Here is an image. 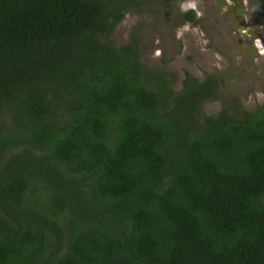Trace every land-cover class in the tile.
<instances>
[{"label": "trees", "instance_id": "trees-1", "mask_svg": "<svg viewBox=\"0 0 264 264\" xmlns=\"http://www.w3.org/2000/svg\"><path fill=\"white\" fill-rule=\"evenodd\" d=\"M145 1L0 0V264H264V102L117 45Z\"/></svg>", "mask_w": 264, "mask_h": 264}, {"label": "rangeland", "instance_id": "rangeland-1", "mask_svg": "<svg viewBox=\"0 0 264 264\" xmlns=\"http://www.w3.org/2000/svg\"><path fill=\"white\" fill-rule=\"evenodd\" d=\"M142 13L128 12L113 33L117 45L138 38L141 60L150 69L167 72L175 90L185 72L204 79L223 77L220 97L204 105L216 114L231 98L246 109L264 102V10L259 0H154ZM195 10L198 25L182 23L181 14ZM244 29L246 32H244Z\"/></svg>", "mask_w": 264, "mask_h": 264}, {"label": "flooded vegetation", "instance_id": "flooded-vegetation-1", "mask_svg": "<svg viewBox=\"0 0 264 264\" xmlns=\"http://www.w3.org/2000/svg\"><path fill=\"white\" fill-rule=\"evenodd\" d=\"M197 26V25H196ZM244 32H246V30L244 29Z\"/></svg>", "mask_w": 264, "mask_h": 264}]
</instances>
